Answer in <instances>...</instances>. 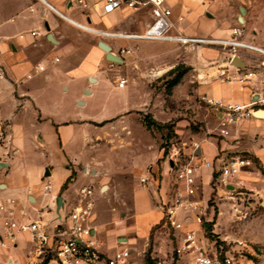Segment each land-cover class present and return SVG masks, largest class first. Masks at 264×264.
Returning a JSON list of instances; mask_svg holds the SVG:
<instances>
[{"label": "crops", "instance_id": "crops-1", "mask_svg": "<svg viewBox=\"0 0 264 264\" xmlns=\"http://www.w3.org/2000/svg\"><path fill=\"white\" fill-rule=\"evenodd\" d=\"M219 1L166 0L164 7L171 11L170 20L174 26L170 34L208 35L218 22L212 19V15L216 16ZM104 5L105 0H0V66L4 71V78H0V126L5 129L7 137L0 145V199H16L19 209L31 218L42 216L48 222L55 218V200L43 195L45 179L53 183L55 199L62 197L65 212L79 202V194L77 199L74 191L79 193L86 184L96 181L98 173L93 172L89 176V169L99 161L89 156L81 161L73 155L72 149L87 148L93 129L90 122L101 123L124 114L131 106L130 98L137 97L135 84L126 79L122 71L119 70V75L108 73L112 66L99 44L106 43L126 63L125 58L136 50L140 41L127 36L144 35L157 16L151 6L134 10L123 5L112 13H105ZM33 32L39 35L34 36ZM173 43L178 42L151 44L168 48ZM242 54L241 58L247 65L245 71L254 76L247 61L256 60V56ZM263 62L261 60V64ZM122 79L127 80L123 88L118 84ZM107 88L117 93L119 100L115 105L108 101L103 112H98L90 106L92 98L88 97H95ZM71 91L74 106L66 98ZM201 91L210 97L241 104L251 102L254 95L264 98V91H253L247 84L240 83L220 82L218 86L212 84ZM76 106L90 108L79 111ZM207 130L192 136L193 148L188 145L184 148L187 155L193 152L194 161H211L215 166L214 170H198V192L194 199L209 208L207 200L213 193L211 184L219 159L242 154L251 157L256 165L244 171L234 183L242 182L254 189L256 195L263 197V204L264 190L259 191V185H253L249 180L264 181V172L260 169L264 170V118L253 116L231 126L228 135L221 133L216 122L209 124ZM56 149L61 156L57 167L52 165ZM29 152L39 156L41 163L30 165ZM69 163L73 164L71 168L67 167ZM81 163L82 169L79 168ZM172 165L170 169L173 170ZM47 169L50 171L48 177L45 176ZM73 172L75 178L62 191ZM168 173L163 172L165 179ZM146 177H150V181L146 184L141 182L142 188L133 195L134 223L131 227L108 228L107 224L95 220L94 213L90 219L99 249L107 256H113L120 249H131L141 254L143 245L164 219L163 204L171 203L177 192L185 190L177 176L172 188L174 196L167 192L171 190V178L164 188L158 189L151 180V173ZM203 182L211 188L206 197L202 192ZM220 194L221 190L217 192L218 196ZM188 216L185 230L197 228L192 214ZM185 217L183 213L181 218ZM1 230L0 218V234ZM174 232L180 247L183 232ZM200 236L205 246L213 247L204 232ZM130 254V264H144L143 260L136 258V253ZM182 258L189 261L188 256ZM11 260L17 264L38 263L35 244L28 236H20L14 244L0 246V263H11Z\"/></svg>", "mask_w": 264, "mask_h": 264}, {"label": "rangeland", "instance_id": "rangeland-1", "mask_svg": "<svg viewBox=\"0 0 264 264\" xmlns=\"http://www.w3.org/2000/svg\"><path fill=\"white\" fill-rule=\"evenodd\" d=\"M218 4L216 16L212 15V19L218 22L212 32L200 38L229 41L232 30L241 28L243 34L239 41L264 50V0H220ZM241 7L246 10L244 23L239 22ZM152 42L159 41L140 40L124 64L109 62L112 67L108 73L119 75V70L122 71L126 79L135 84L137 97L130 98L131 106L124 114L103 121L100 126L91 125L93 129L87 148L72 149L73 155L81 161L87 156L99 161L89 169V176L98 173L96 181L84 187L94 191L95 220L107 224L108 228L133 225V195L142 188L141 179L149 173L158 189L164 188L171 178V190L167 192L174 196L172 188L177 175L175 168L170 169L174 163L170 154L178 153L179 165L186 164L193 158L192 151L187 155L184 150L185 145L194 147L192 136L208 131L209 124H219L215 111L203 101L205 95L201 89L212 84L218 86L220 82L228 83L223 80L221 72L226 68L232 71L237 68L228 66L229 45L173 43L165 48L152 45ZM238 51L256 56V60L247 61L254 72L247 86L263 92L264 62L261 64V60H264V54L251 49ZM72 93L66 98L74 106ZM117 96L107 88L88 98H92V108L103 112L108 101L115 105L119 100ZM87 108L90 107L76 106L79 111ZM258 109L264 110V101ZM55 153L52 165L57 167L61 156L58 149ZM27 155L30 165L41 163L35 153ZM72 166L71 163L67 165L68 168ZM164 171L169 172L166 179ZM249 183L259 185V191L264 190L262 180L250 179ZM202 185L206 197L211 188L204 182ZM211 185L213 193L207 200L209 208L205 217L210 223L207 228L211 231L207 236L213 238L211 243L216 242L219 251L222 246L224 252L235 255L240 264H264L263 197L256 195L257 192L247 185L232 191L220 188L215 179ZM219 190L221 194L218 196ZM74 194L78 199L79 193L74 191ZM178 247L174 230L163 219L143 245V252L140 254L130 249V253H136V258L143 260L144 264H188L186 258L178 256ZM6 264L17 263L13 260Z\"/></svg>", "mask_w": 264, "mask_h": 264}, {"label": "built area", "instance_id": "built-area-1", "mask_svg": "<svg viewBox=\"0 0 264 264\" xmlns=\"http://www.w3.org/2000/svg\"><path fill=\"white\" fill-rule=\"evenodd\" d=\"M166 0H105L104 12L112 13L125 5L134 10L151 6L156 14L153 26L141 36H127L139 40L170 41L182 44H211L220 43L229 45L230 57L228 66L235 56H243L238 49H249V46L238 40L243 34L241 28L232 30V39L213 40L200 37L184 36L181 33L171 35L174 28L170 17L171 11L164 7ZM88 30L92 31L90 28ZM38 36V32L32 33ZM117 36V35H116ZM129 52V51H128ZM44 71L42 66H39ZM235 68V71L226 68L221 72L224 81L228 83L248 84L253 76L252 73ZM0 78H4V71L0 66ZM119 87L127 85V80L118 82ZM203 101L215 111L219 128L223 135H228V129L246 119L252 118L254 112L259 110L258 105L264 100H251L248 104L228 102L222 99L203 96ZM5 129L0 126V145L6 141ZM173 160V169L185 187L184 192H177L175 198L169 204H163L162 212L166 225L170 228L183 232L182 244L177 249L179 257L188 256V264H240L236 256L230 252H224L222 246L220 251L213 243V247L205 246L202 243L201 233L206 234L204 224L208 208L201 201L194 199L198 192L196 174L199 169H215L211 161L197 162L191 159L186 164L179 165L180 156L174 152L170 154ZM255 161L246 155L237 154L219 159V166L215 171V180L221 188L227 191L243 188V183L235 184L240 175L255 167ZM150 181V177L141 179L143 184ZM43 195L55 200L54 185L49 179L42 183ZM94 191L92 188L84 187L79 192V202L65 212L61 221H46L42 216L31 218L25 211L19 209L16 199H0V218L2 219V230L0 234V246L6 243L14 244L20 236H28L35 244L38 258L37 264H130L131 254L127 249L118 250L113 256L102 253L98 246L94 229L90 225V219L94 211ZM185 213L183 219L181 215ZM192 214L193 223L197 228L185 230L188 224L187 219ZM206 237V235H205ZM207 238V237H206ZM208 239V238H207ZM13 261L11 260V263Z\"/></svg>", "mask_w": 264, "mask_h": 264}, {"label": "water", "instance_id": "water-1", "mask_svg": "<svg viewBox=\"0 0 264 264\" xmlns=\"http://www.w3.org/2000/svg\"><path fill=\"white\" fill-rule=\"evenodd\" d=\"M240 12H241L242 15L239 17V22L244 23L243 16L246 14L245 8L241 7L240 8ZM99 46H100V48L102 50H104L106 52V59L109 62L116 63V64H123L124 63L123 59L120 58L119 56H116L111 51L110 46H108L106 43L100 42ZM258 52H261V51H258ZM230 65H232V66L234 65V66H236L239 69H246V67H247V65L244 62V60L242 58H240L239 56H235L232 59ZM91 81H94V79H92ZM252 99L253 100H259L260 99V96L259 95H257V96L254 95V97ZM253 115L256 118H264V110L259 109V110L255 111ZM90 123H92L93 125H96V126H100L101 125V123H97V122H90ZM45 176L46 177L50 176L49 169L46 170ZM55 204H56V207H55V212H54V216H55L54 220L55 221H61L62 218L65 215L64 202H63V199H62L61 196H57L56 197Z\"/></svg>", "mask_w": 264, "mask_h": 264}, {"label": "trees", "instance_id": "trees-1", "mask_svg": "<svg viewBox=\"0 0 264 264\" xmlns=\"http://www.w3.org/2000/svg\"><path fill=\"white\" fill-rule=\"evenodd\" d=\"M74 178H75V173L73 172L72 175L70 176V178H69V179L66 181V183L64 184V186H63V188H62V191L65 190V189L67 188V186L73 181ZM209 224H210L209 222H206V223L204 224V226H205V230H206V237H207L208 239H210V237L207 236V233H208L209 231H211V230H209V229L207 228V225H209ZM212 237H213V236H212ZM210 240H213V238L210 239Z\"/></svg>", "mask_w": 264, "mask_h": 264}, {"label": "bare ground", "instance_id": "bare-ground-1", "mask_svg": "<svg viewBox=\"0 0 264 264\" xmlns=\"http://www.w3.org/2000/svg\"><path fill=\"white\" fill-rule=\"evenodd\" d=\"M247 45L249 46V49H251V50L261 51V52L264 53V50H260V49H258L256 47L252 46V45H249V44H247Z\"/></svg>", "mask_w": 264, "mask_h": 264}]
</instances>
